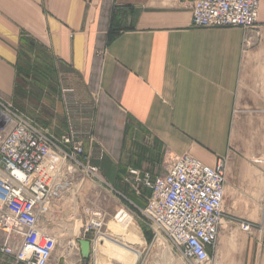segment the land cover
Returning <instances> with one entry per match:
<instances>
[{
  "label": "crops",
  "instance_id": "obj_1",
  "mask_svg": "<svg viewBox=\"0 0 264 264\" xmlns=\"http://www.w3.org/2000/svg\"><path fill=\"white\" fill-rule=\"evenodd\" d=\"M194 1L0 0V100L55 140L66 134L69 119H91V141L84 142L80 160L141 208L150 192L141 186L139 195L130 191L129 170L154 177L186 154L209 167L225 159L226 189L228 177L237 187L249 182L253 160L264 157V0L249 47L240 28L192 27ZM114 12L122 31L108 43ZM62 89L72 92L64 96ZM24 99L35 102L36 116L21 108ZM45 100L51 101L48 113L40 112ZM91 185L96 198H79L83 212L107 214L97 212L99 197L103 191L117 196ZM74 200L51 203L58 226L78 205ZM125 203L115 210L125 207L137 217ZM230 219L240 218L224 213L227 230L221 221L207 264H257L261 242ZM82 236L77 244L88 241L91 252L93 241ZM260 260L264 264V246Z\"/></svg>",
  "mask_w": 264,
  "mask_h": 264
},
{
  "label": "built area",
  "instance_id": "obj_2",
  "mask_svg": "<svg viewBox=\"0 0 264 264\" xmlns=\"http://www.w3.org/2000/svg\"><path fill=\"white\" fill-rule=\"evenodd\" d=\"M260 0H195L191 3V25L200 29L240 28L245 33L244 46L252 45L250 34L257 30ZM66 96L72 92L61 90ZM65 108L70 113L69 103ZM88 107L87 109H92ZM82 107L77 111L84 113ZM91 119H69L66 134L55 140L45 130L19 114L8 102L0 100V255L15 264H52L58 242L48 226L53 225L51 203L69 194L76 177L85 178L110 189L96 167L80 161L84 142L91 141L87 125ZM264 172V157L260 161ZM78 174L75 175V173ZM130 191L138 187L150 192L137 218L169 244L183 264H207L208 249L218 239L223 219L226 193V160L209 167L190 155L174 157L163 174L141 175L129 170ZM127 181V180H126ZM118 198L125 196L110 189ZM264 205V195H263ZM136 208V207H135ZM105 213L96 214V227L104 225ZM133 219L125 207L113 217ZM128 218L126 219V217ZM244 234H251L253 224L230 221ZM261 234L264 223L256 226ZM88 231L83 229V234ZM161 235V236H160ZM81 262L78 244L75 247Z\"/></svg>",
  "mask_w": 264,
  "mask_h": 264
},
{
  "label": "rangeland",
  "instance_id": "obj_3",
  "mask_svg": "<svg viewBox=\"0 0 264 264\" xmlns=\"http://www.w3.org/2000/svg\"><path fill=\"white\" fill-rule=\"evenodd\" d=\"M29 81L31 82L32 79H29ZM46 96H50V95H48V93L46 92ZM17 101L18 98L16 99L15 102L16 105L18 103ZM50 102L51 101L48 102L47 100L42 102L40 112L44 111V113H48ZM34 103L35 102L32 99L29 100L24 99L23 101H21L22 104L21 108L27 111V113L32 117L36 116V111H37V109H34V107L31 105ZM261 160L262 158H256L255 160H253L254 161L253 164L254 168L252 170L253 175L249 177L250 178L249 182L241 181V184H243L241 187H240L241 184H239V186L237 187L236 181L231 177L230 178L228 177V184H231V186L229 185L226 189L224 204H223V215L224 213L225 214L228 213L233 215L234 217L240 218L236 220L248 221L249 223L254 225L252 231L253 238L261 242V246L256 247L255 250L256 255L258 256L257 264H260L261 262L260 253L262 250V246H264V228L261 234L258 232V228H256V226H260V223L262 222L264 223V205H263L264 172L263 171L261 172V163H259ZM76 174H78V172H76L75 175ZM108 176L110 178V173ZM80 179L81 178L76 177V184H74L75 187L69 191V194L64 196L67 197L68 200L76 199L74 200V204H76L77 202L78 205L74 206V209L72 210L71 214L69 213L67 214L62 225L58 226L54 220L53 225L48 226L49 231L55 230V235H56L55 239H57L58 242V247L54 258L55 260L53 261V263L57 264L58 260L60 261L64 260L65 263L67 264H78V262L76 261L78 257L76 256V251H75V247L77 245L76 241L78 239H82L83 238L82 235H86L85 239H89L93 241L92 250L87 260H85V262L82 261L79 264H99L102 263V260L104 261L103 264H108L109 263L108 260L110 259V257H113V259H115L114 256H112V250H111V248H113V245L109 243L108 245H104L103 256L105 257L106 260L101 259L102 257L98 256V248H99L98 245L100 243L99 239L102 237L101 236L102 234H106V236L112 239L115 238V235L118 233V230H120V225L116 223L118 217H113L114 210L116 209V207L120 206L121 204H123L124 206L125 201L122 199L119 201L117 197H113V195H109L107 194V192L103 191L102 192L103 194H101V196L99 197L100 205H97V207L100 210H97V212H100L101 210H105L107 216H105L104 225L102 228H98V229L94 228L90 223L91 221L94 222L96 215H94L95 214L94 212H92L93 215L91 212L84 213L83 212L84 207L80 206L79 198L80 197L84 198L87 195H89L90 197L92 195H95L96 198L95 190L90 188L91 185L90 179L84 177V180L81 184L79 183ZM122 195L125 196L127 199L133 201L139 208H141L142 204L139 202L137 203L135 199L133 200V197L130 195V193L128 194L122 193ZM94 201L96 200L94 199ZM129 208L139 217V214L136 212L137 209L135 210L134 206L133 207L129 206ZM94 211H96V209ZM49 213L52 214L50 209H49ZM140 219H138L135 216L134 223L136 229L138 230L142 238L145 240L146 244L141 246H135V245L132 246L131 248L133 249L132 251H139L138 258H136L135 260L132 255H130L129 257L125 255L120 260H117L115 264H183V261L180 259V257L177 254H175V252L171 251L169 244H166L164 240L158 238L156 242L154 241L155 238H154L153 230L143 225ZM233 220L234 219L232 220L230 219L229 221H233ZM78 222L82 223V226L84 223H86L85 226L88 229L86 233L83 234L82 231L85 228V226L78 227ZM221 226L222 229L227 230L226 228L227 225L226 223L224 224L223 221ZM78 228H80L82 235L80 234V230L78 235L72 233L74 229L76 230ZM146 234L149 237L148 239L146 237ZM231 236H234V234H232ZM146 248L147 250L143 251ZM0 259L2 260L0 264H15L12 258L0 257ZM231 262L232 264H236L234 260H232Z\"/></svg>",
  "mask_w": 264,
  "mask_h": 264
},
{
  "label": "bare ground",
  "instance_id": "obj_4",
  "mask_svg": "<svg viewBox=\"0 0 264 264\" xmlns=\"http://www.w3.org/2000/svg\"><path fill=\"white\" fill-rule=\"evenodd\" d=\"M127 218L128 216L126 217V219ZM116 223L120 225L121 231L118 230V233L115 235L114 239L109 238L108 236H106V234H102L101 235L102 237L99 239L100 243L98 245L99 246L98 256L102 257L101 259L106 260L105 257L103 256L104 245H108V243L113 245V248H111V250H112V256H114L115 259H113V257H110V259L108 260L109 262L108 264H115L117 260H120L125 255H127V257L132 255L135 260L136 258H138L139 251H132L133 250L131 249L132 246L144 245V240L140 235V233L138 232V230L136 229L135 223L132 219H130L129 221L125 220L124 222L123 218L118 217ZM90 224L96 227L98 221L96 220L94 222H91ZM103 262L104 261L102 260V263L99 264H103Z\"/></svg>",
  "mask_w": 264,
  "mask_h": 264
},
{
  "label": "trees",
  "instance_id": "obj_5",
  "mask_svg": "<svg viewBox=\"0 0 264 264\" xmlns=\"http://www.w3.org/2000/svg\"><path fill=\"white\" fill-rule=\"evenodd\" d=\"M115 15H116V12L113 13V20H112V24L110 26V31L108 33V43L113 41L119 35V33L122 31L120 28L115 26V20H114ZM146 237H147V239L149 238L147 234H146Z\"/></svg>",
  "mask_w": 264,
  "mask_h": 264
},
{
  "label": "water",
  "instance_id": "obj_6",
  "mask_svg": "<svg viewBox=\"0 0 264 264\" xmlns=\"http://www.w3.org/2000/svg\"><path fill=\"white\" fill-rule=\"evenodd\" d=\"M78 245L80 246V253L83 260H86L90 255V243L86 240L78 241Z\"/></svg>",
  "mask_w": 264,
  "mask_h": 264
}]
</instances>
